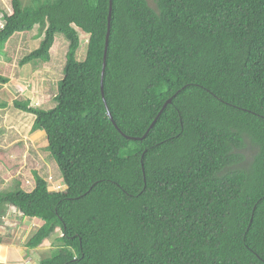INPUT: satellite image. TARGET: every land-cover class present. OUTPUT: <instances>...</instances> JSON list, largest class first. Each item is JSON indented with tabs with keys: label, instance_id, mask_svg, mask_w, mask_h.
<instances>
[{
	"label": "trees",
	"instance_id": "1",
	"mask_svg": "<svg viewBox=\"0 0 264 264\" xmlns=\"http://www.w3.org/2000/svg\"><path fill=\"white\" fill-rule=\"evenodd\" d=\"M26 1L3 14L0 56L36 26L19 65L68 43L55 106L14 101L66 188L33 172L31 191L0 192V216L42 221L27 249L59 233L38 264H264V0Z\"/></svg>",
	"mask_w": 264,
	"mask_h": 264
},
{
	"label": "rangeland",
	"instance_id": "2",
	"mask_svg": "<svg viewBox=\"0 0 264 264\" xmlns=\"http://www.w3.org/2000/svg\"><path fill=\"white\" fill-rule=\"evenodd\" d=\"M4 12L11 13L10 0H0L2 17ZM37 32L36 26L29 32L14 34L0 56V76L9 80L0 84V103H5L0 105V192L17 184L24 191H31L35 185L33 172L48 181L49 188H52L51 184L55 186L54 180L61 178L54 159L46 151L45 135L31 130L33 115L14 106V101L25 100L30 101L31 107L43 110L55 106L53 97L57 93L58 81L63 78L68 43L57 34L48 62L19 65V60L38 47L41 39L37 37ZM86 37L80 33L78 60L84 57ZM245 152L246 159H249L252 152ZM48 176L53 178L48 180ZM41 224L40 219L23 217L15 207L6 206L3 209L0 216V236L3 239L0 245L3 247L0 251L3 250L4 255L8 253L12 264H38L42 257L47 256L51 242L59 233L52 234L34 249L26 247L27 240ZM14 251L18 254L14 255ZM7 256L0 259L3 262L0 264L9 263L3 261Z\"/></svg>",
	"mask_w": 264,
	"mask_h": 264
},
{
	"label": "water",
	"instance_id": "3",
	"mask_svg": "<svg viewBox=\"0 0 264 264\" xmlns=\"http://www.w3.org/2000/svg\"><path fill=\"white\" fill-rule=\"evenodd\" d=\"M110 1H111V0H110ZM110 19H111V2H110V4H109V11H108V16H107V32H106L105 46H104V47H105V48H104L105 52H104V55H103V64H102V70H101V95H102V97L104 96V94H103V83H102V78H103L104 69H105V60H106V52H107L108 36H109V29H110ZM169 102H170V99L167 100V102H165V104H164L163 107H165ZM105 108H106L107 114H108V116H109L111 122H113L114 126H116L115 123H114V121H113V119H112V116L110 115V113H109V111H108V108L106 107V105H105Z\"/></svg>",
	"mask_w": 264,
	"mask_h": 264
},
{
	"label": "clouds",
	"instance_id": "4",
	"mask_svg": "<svg viewBox=\"0 0 264 264\" xmlns=\"http://www.w3.org/2000/svg\"><path fill=\"white\" fill-rule=\"evenodd\" d=\"M3 18V17H2ZM3 28H4V25H5V21H4V19H3ZM3 28H1L0 30H2ZM40 38V37H39ZM41 39H42V37H41ZM9 41V40H8ZM31 64V63H30ZM9 81V80H8ZM1 84V83H0ZM1 85H3V84H1ZM55 96V95H54ZM53 99H54V97H53ZM54 107V106H53ZM52 107V108H53ZM37 108V107H36ZM40 109V108H39ZM51 109V108H50ZM43 110V109H42ZM46 110H49V109H46ZM33 117H34V115H33ZM33 121H34V118H33ZM32 126V125H31ZM39 132H42L44 135H45V133L43 132V131H39ZM45 138H46V135H45ZM46 142H47V138H46ZM46 151H48L47 149H46ZM50 154V153H49ZM57 166V165H56ZM58 168V167H57ZM51 178H53L52 176H48V180L49 179H51ZM44 179V178H43ZM45 180V179H44ZM46 181V180H45ZM48 181H46V183H47ZM54 184H55V186L54 185H52L51 184V187L52 188H50V190H52V191H54V192H62V191H64L65 190V188H66V185H65V183L63 182V179H62V176H61V178L58 180V181H56V180H54ZM48 185V184H47ZM13 207V206H12Z\"/></svg>",
	"mask_w": 264,
	"mask_h": 264
},
{
	"label": "crops",
	"instance_id": "5",
	"mask_svg": "<svg viewBox=\"0 0 264 264\" xmlns=\"http://www.w3.org/2000/svg\"><path fill=\"white\" fill-rule=\"evenodd\" d=\"M40 39H41V37H40ZM16 183H18L17 181H16ZM18 185V184H17ZM35 219H37V218H35ZM0 238H1V236H0ZM1 241H3V239L1 238ZM0 247H3L2 245H0ZM10 247V246H9ZM12 248V247H11ZM2 253V254H1ZM17 252H15L14 251V255L16 254ZM0 257L2 256V258H0V259H4L5 258V256H7L8 255V253L7 254H5L4 255V251L2 250V252L0 251ZM18 254V253H17ZM10 255H11V253H10ZM9 256V255H8ZM6 257V259L5 260H3V261H7V262H9V263H6V264H12L10 261H9V257ZM0 263H3L2 262V260H0Z\"/></svg>",
	"mask_w": 264,
	"mask_h": 264
},
{
	"label": "built area",
	"instance_id": "6",
	"mask_svg": "<svg viewBox=\"0 0 264 264\" xmlns=\"http://www.w3.org/2000/svg\"><path fill=\"white\" fill-rule=\"evenodd\" d=\"M3 18H2V14L0 13V29L3 28Z\"/></svg>",
	"mask_w": 264,
	"mask_h": 264
}]
</instances>
